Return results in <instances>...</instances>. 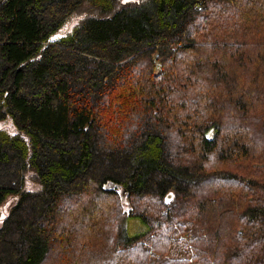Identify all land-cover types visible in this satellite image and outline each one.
<instances>
[{
    "label": "trees",
    "instance_id": "obj_1",
    "mask_svg": "<svg viewBox=\"0 0 264 264\" xmlns=\"http://www.w3.org/2000/svg\"><path fill=\"white\" fill-rule=\"evenodd\" d=\"M7 118L0 264H264V0H0Z\"/></svg>",
    "mask_w": 264,
    "mask_h": 264
},
{
    "label": "rangeland",
    "instance_id": "obj_2",
    "mask_svg": "<svg viewBox=\"0 0 264 264\" xmlns=\"http://www.w3.org/2000/svg\"><path fill=\"white\" fill-rule=\"evenodd\" d=\"M125 1H129V0H125ZM60 35V34H59ZM4 127L5 129H7L9 132L14 133L15 132V127L12 124V121L7 118L6 120L0 119V128ZM29 178V177H28ZM28 183L27 186L33 188L34 186L30 183L31 180L30 178L28 179ZM110 184H113V182H110ZM120 194H122V198H123V203L124 206L127 208L128 205V200L127 197L125 196V194L123 193L122 189H119ZM173 195L172 192H170L168 194V198H170ZM16 201V197L14 195L10 196L6 202H4L1 206H0V224L3 222V220L5 219V217L7 216L10 208L13 206V204Z\"/></svg>",
    "mask_w": 264,
    "mask_h": 264
}]
</instances>
